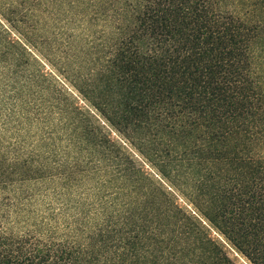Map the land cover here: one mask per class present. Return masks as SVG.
Returning a JSON list of instances; mask_svg holds the SVG:
<instances>
[{"label":"trees","instance_id":"1","mask_svg":"<svg viewBox=\"0 0 264 264\" xmlns=\"http://www.w3.org/2000/svg\"><path fill=\"white\" fill-rule=\"evenodd\" d=\"M4 10L0 264H264V0Z\"/></svg>","mask_w":264,"mask_h":264},{"label":"rangeland","instance_id":"2","mask_svg":"<svg viewBox=\"0 0 264 264\" xmlns=\"http://www.w3.org/2000/svg\"><path fill=\"white\" fill-rule=\"evenodd\" d=\"M10 1L11 0H0V32L2 33V35H4V31L8 32L10 39L17 41L19 39L18 34L14 30L11 29L10 31L8 29L9 26L2 17V13H5L4 9H6ZM24 33L28 34L29 32L25 31ZM28 36L31 37L30 34H28ZM33 39L35 38L33 37ZM33 45L35 44L33 43ZM35 49H37V50H34L36 54L35 58L39 62V64L42 66L41 69L43 70V72L52 76L59 86L68 90V92L72 94V96L77 100L78 106L85 108L84 103L80 100L77 94H75V90L71 87L70 73H68L67 71L64 72L62 70V64H61L59 55L55 53L54 50L50 49L49 44L42 45V44L37 43L35 45ZM1 63L2 61H0V87H2V84H4L2 77L4 78L7 77L6 73L4 71H1ZM258 69L260 72V58L258 59ZM0 94H1L0 95V139L4 141L5 143H9V142L14 143L15 139H18L19 137L17 134L11 132L10 127H7L6 124L4 123V110H3V103L1 101V97H3V94L2 93ZM26 129L28 128L26 127ZM33 131H36L35 127L31 128L30 130V134H29L30 137L27 138V142L24 145L25 149H30L31 145L33 144V139L36 136V134L33 133ZM111 138L118 139V137L114 133H111ZM144 168L146 171L152 174V172L150 171L148 167L145 166ZM178 203L183 205V202L180 199H178ZM211 236L220 241V243L223 245V248L228 254V256L236 264H250L236 250L232 249L230 246L224 243L215 233L212 232Z\"/></svg>","mask_w":264,"mask_h":264}]
</instances>
